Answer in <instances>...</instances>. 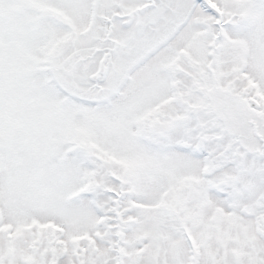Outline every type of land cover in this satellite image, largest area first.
Listing matches in <instances>:
<instances>
[{"label": "snow or ice", "instance_id": "snow-or-ice-1", "mask_svg": "<svg viewBox=\"0 0 264 264\" xmlns=\"http://www.w3.org/2000/svg\"><path fill=\"white\" fill-rule=\"evenodd\" d=\"M0 264H264V0H0Z\"/></svg>", "mask_w": 264, "mask_h": 264}]
</instances>
